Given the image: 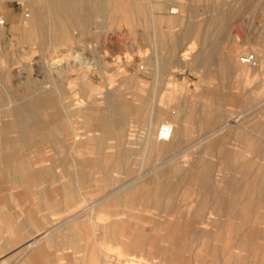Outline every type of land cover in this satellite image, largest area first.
<instances>
[{
	"label": "rangeland",
	"instance_id": "374dc122",
	"mask_svg": "<svg viewBox=\"0 0 264 264\" xmlns=\"http://www.w3.org/2000/svg\"><path fill=\"white\" fill-rule=\"evenodd\" d=\"M0 22V264H264V0Z\"/></svg>",
	"mask_w": 264,
	"mask_h": 264
},
{
	"label": "bare ground",
	"instance_id": "6f19581e",
	"mask_svg": "<svg viewBox=\"0 0 264 264\" xmlns=\"http://www.w3.org/2000/svg\"><path fill=\"white\" fill-rule=\"evenodd\" d=\"M47 6L49 8H59L61 11V15L64 17L66 14H69L70 11V3L71 0H46ZM24 3V2H23ZM177 11L175 8L172 10V12ZM29 16V15H28ZM4 23V22H0ZM163 125H167L168 130L162 129ZM162 126H160L159 131H158V137L160 140H169L172 136L173 133V126L169 123H165Z\"/></svg>",
	"mask_w": 264,
	"mask_h": 264
},
{
	"label": "built area",
	"instance_id": "2783aa9c",
	"mask_svg": "<svg viewBox=\"0 0 264 264\" xmlns=\"http://www.w3.org/2000/svg\"><path fill=\"white\" fill-rule=\"evenodd\" d=\"M241 60L245 61L247 63H252L255 59H254V56L252 54H245V55L241 56ZM162 129L168 130L167 125H163Z\"/></svg>",
	"mask_w": 264,
	"mask_h": 264
},
{
	"label": "crops",
	"instance_id": "0c3cea01",
	"mask_svg": "<svg viewBox=\"0 0 264 264\" xmlns=\"http://www.w3.org/2000/svg\"><path fill=\"white\" fill-rule=\"evenodd\" d=\"M174 128H175V133H176V126L174 125ZM175 136V134H174ZM163 141H171V138L169 140H163Z\"/></svg>",
	"mask_w": 264,
	"mask_h": 264
}]
</instances>
